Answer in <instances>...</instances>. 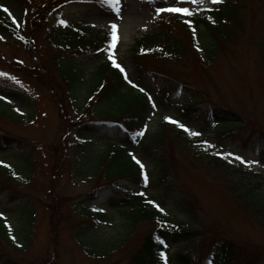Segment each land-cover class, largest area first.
<instances>
[{"label":"rangeland","instance_id":"374dc122","mask_svg":"<svg viewBox=\"0 0 264 264\" xmlns=\"http://www.w3.org/2000/svg\"><path fill=\"white\" fill-rule=\"evenodd\" d=\"M0 1L14 11V4L19 5V0ZM44 2L52 0H35L27 4V8L36 11L44 6ZM213 4V0H203L198 5L191 4L190 0H121L117 15L102 0H91L53 9L54 13L47 21L61 29L85 23L90 31L110 37L111 24H117L114 54L134 80L131 79L128 86L137 92L143 86L155 103V107L149 106L147 111V132L153 131L165 116L183 118L193 126L199 122L201 128L210 132V144L215 150L236 162H242L236 156L242 157L243 161H256L242 163L264 169V158L261 157L264 139L258 133L264 135V76L256 39L258 33L264 31L261 6L251 7L252 18L239 41H222L215 58L203 64L198 57L197 60L191 56L188 61L167 64L170 78L158 77L157 73L146 70L138 72L130 56L134 40L154 29L168 12H160L159 8L188 7L197 12L207 10ZM18 20L22 21V18L18 16ZM61 20L66 24H61ZM42 25L34 33L35 55L0 30V37H3L0 39V73L9 74L7 77L0 75V161L3 162L0 163V211L8 217L13 231L12 244L0 237V264H129V248L112 258H101L89 256L79 246L77 237L87 239L89 233L109 237L120 227L122 220L117 206L111 205L121 202L120 194L112 186L100 185L98 178L81 176L76 165L84 151L102 149L108 141L129 142V136L118 123L98 118L85 119L78 126L69 124V119L75 118L89 102L87 87L75 89L69 96L51 65L54 52L64 48H52ZM15 59L21 63L16 64ZM68 59L84 63V68L91 71L102 57L75 55ZM162 88L175 90L163 94ZM201 96L203 99L199 98L195 109L184 107L192 97ZM59 99H62L64 111L57 102ZM213 103L225 110V114L220 112L215 120H242L236 126L238 129L223 133L220 125L211 119L212 112L207 118L211 108L215 111ZM141 137L136 140L140 141ZM134 148L152 179L143 183L121 180L118 182L121 186L162 193L177 215L185 209L183 202L192 203L198 211L197 220L205 223L208 238L222 234L223 230L227 237L245 245L249 252L253 251L254 264H264V226L237 206L229 192V179L224 170L210 165L205 159L196 161L191 158V152L170 143L165 151L171 155L166 164L172 166V171L169 176L156 177L155 153L160 155V152L153 150L155 153H151L144 146L135 145ZM13 168L19 169L20 177L14 179L4 173ZM27 208L34 211L31 227L27 224ZM89 209L105 216L91 218L87 215ZM1 222L3 225V219ZM146 227H141V232ZM79 232L83 234L79 236ZM199 240L200 237H195L173 244L170 253L195 245L192 250L203 255L205 252L196 246Z\"/></svg>","mask_w":264,"mask_h":264},{"label":"trees","instance_id":"16d2710c","mask_svg":"<svg viewBox=\"0 0 264 264\" xmlns=\"http://www.w3.org/2000/svg\"><path fill=\"white\" fill-rule=\"evenodd\" d=\"M67 1L70 0H52L50 4L44 2V6L37 12L41 14L37 16L34 10L30 14L29 27L23 29L14 25L0 7V30L16 35L23 45L34 52L33 45L36 43L34 33L45 22L51 4L61 5ZM256 4L264 10V0H225L210 10L209 15L205 13L192 16L170 15L157 28L135 40L130 51L132 62L138 72L152 70L161 77L171 76L170 64L188 61L190 56L196 59L198 57L203 64L204 61L211 60L218 54L221 48L219 44L222 41L237 42L244 36L248 22L252 18L250 9ZM44 30L50 45L66 48L65 52L53 56L51 65L55 67L58 79L64 83L65 90L69 91V96L75 89L79 90L82 86H86L90 97L87 106L79 112L76 119L69 121V124L71 126L81 124L85 119L100 116L110 122L120 121L131 131H138L148 103L145 96L127 86L123 73L113 64V58L109 59L105 55L110 45L108 37L98 36L85 28L68 30L48 25ZM256 39L258 58L263 70L261 72L264 76V31L259 32ZM82 54L103 56V58L94 64L92 71H88L84 68V63L67 58ZM59 100L57 102L64 111L62 99ZM62 116L67 119L64 113ZM239 122L241 123L242 120ZM200 140L201 138L192 137L170 123L165 121L159 123L156 130L148 133L145 138V148L151 153H155L153 149L157 150L161 155L155 153L158 165L162 164L156 177L161 174L169 176L172 171V166L166 164L171 155L165 151V147L175 143L182 150L191 152L192 159L196 161L205 159L210 165L224 170L229 179L227 183L229 192L237 206L245 209L263 227L264 171L231 163L217 154L210 155L201 147ZM137 161L139 160L132 147L123 141H108L102 149L84 151L77 160L78 174L83 177L98 178L100 185L112 186L121 195V202L111 204L117 206L122 220L116 231L109 237L90 233L86 235L87 239L77 237L86 253L92 257L112 258L129 248L130 254L126 251L129 264H254L256 257L253 251L249 252L245 245L227 237V232L222 230V234L208 238L204 230L205 223L197 220L198 211L192 203L185 204L182 201L185 209L181 212L184 213L185 219L178 220L179 216L172 212L169 202L162 193L120 187L118 182L123 179L139 183L147 175L144 166L141 168L142 163ZM26 212L28 221L31 222L32 208H27ZM87 215L91 218L105 216L93 211ZM1 224L0 219V236L8 240L5 222ZM143 226L147 227L141 232ZM86 231L89 232L88 229ZM195 231L200 233L196 234ZM78 234L80 236L83 233ZM195 236L200 237L197 246L205 252L203 255L178 251L169 261L167 258L165 261L161 256L162 252L166 256L170 240L178 242ZM260 258L261 255L258 259Z\"/></svg>","mask_w":264,"mask_h":264},{"label":"snow or ice","instance_id":"6c2138e0","mask_svg":"<svg viewBox=\"0 0 264 264\" xmlns=\"http://www.w3.org/2000/svg\"><path fill=\"white\" fill-rule=\"evenodd\" d=\"M102 2L105 3L117 15H119V11H120L119 6H120V3H121V0H102ZM173 2H175V0H173ZM202 2H203V0H190V3L191 4H194V5H198V4L202 3ZM218 2H220V0H213V3H218ZM0 7L3 8L4 12L8 13L9 16H11V13L9 12L8 8L4 7L3 5H0ZM158 11H160V12L168 11V12H171V13H182V14H187L188 16L194 15L193 11L190 8H188V7H170V8H167V9H165L164 7H161V8L158 9ZM60 23L61 24H66V21L61 20ZM189 25L191 26V21H189ZM110 27H111V37H112L111 47L112 48H115L116 42L118 40V35H117L118 25L115 24V23H112ZM192 30H193V33H195V29L193 28ZM0 39H3V37H0ZM109 59H112V57L110 56ZM112 62H113V64H115V66L122 73H125L124 78L125 79H128L127 74L125 72V69L119 63H116L115 60H113ZM0 75H3L5 77H7L9 74L8 73H0ZM12 79H15V77H12ZM128 82L130 84L132 83L131 80H128ZM141 91H143V89H141ZM149 99H151V98H149ZM153 107H155L154 104H153ZM17 111H20V110L17 109ZM165 119H168V120H170L173 123H179L178 121H173L171 117H166ZM179 126L181 128H185V126L183 124H180ZM185 130L186 131H189L187 128H185ZM190 134H192V135H199V133H196V132H191ZM228 155H233V154L232 153H229ZM133 158L135 159V157H133ZM235 158L237 160H241L242 162L249 163V164L256 162V161H243V158L240 157V156H236ZM0 163H3V162L0 161ZM137 163H140V162L137 161ZM141 168H143V165L142 164H141ZM146 181H147V176L145 175V182ZM157 207H159V206L157 205ZM161 211H163V209H161ZM2 215H3V213H0V216H2ZM161 243H163V241H161ZM161 256L164 257L165 258V261H166V256H165V254L163 252L161 253Z\"/></svg>","mask_w":264,"mask_h":264}]
</instances>
